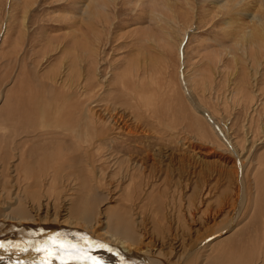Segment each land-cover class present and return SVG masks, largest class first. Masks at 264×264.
<instances>
[{"label": "rangeland", "instance_id": "374dc122", "mask_svg": "<svg viewBox=\"0 0 264 264\" xmlns=\"http://www.w3.org/2000/svg\"><path fill=\"white\" fill-rule=\"evenodd\" d=\"M87 1L0 0V213L264 264V0Z\"/></svg>", "mask_w": 264, "mask_h": 264}, {"label": "bare ground", "instance_id": "6f19581e", "mask_svg": "<svg viewBox=\"0 0 264 264\" xmlns=\"http://www.w3.org/2000/svg\"><path fill=\"white\" fill-rule=\"evenodd\" d=\"M257 3L259 9H264L262 1ZM104 5V0H88L82 16L85 15L84 19L88 21L93 16L90 10L95 8L99 13ZM255 15L252 14L251 21L260 22ZM243 36L247 40L252 39L254 30ZM210 121L213 122L211 119ZM220 131L223 132L221 128ZM146 158H149L148 154L142 157L143 160ZM46 210L44 206L37 207L33 216L23 211L14 214L5 211L0 213V264H170L169 258L166 260V255L162 256L159 251L150 247L143 249V243L134 240L129 227L123 230L118 219L114 225V233L104 229L99 232L97 226H102V223H88V213L76 215L77 212L73 211V217H70L62 209L58 213L61 217H57L58 214L54 216L49 212L50 209ZM79 218L84 221H79ZM121 230L124 231V237L117 235L123 233ZM186 261L179 264H186Z\"/></svg>", "mask_w": 264, "mask_h": 264}, {"label": "water", "instance_id": "95a60500", "mask_svg": "<svg viewBox=\"0 0 264 264\" xmlns=\"http://www.w3.org/2000/svg\"><path fill=\"white\" fill-rule=\"evenodd\" d=\"M199 112H202L201 110H198ZM203 114H204V116L206 117L207 115L204 113V112H202ZM207 119H208V117H206Z\"/></svg>", "mask_w": 264, "mask_h": 264}, {"label": "snow or ice", "instance_id": "6c2138e0", "mask_svg": "<svg viewBox=\"0 0 264 264\" xmlns=\"http://www.w3.org/2000/svg\"><path fill=\"white\" fill-rule=\"evenodd\" d=\"M96 264H99V262H96Z\"/></svg>", "mask_w": 264, "mask_h": 264}]
</instances>
